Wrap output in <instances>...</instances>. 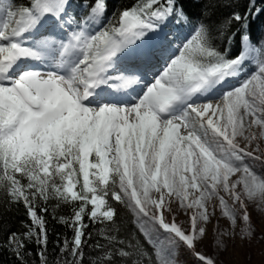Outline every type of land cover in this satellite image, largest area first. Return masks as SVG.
<instances>
[{
    "label": "snow or ice",
    "instance_id": "6c2138e0",
    "mask_svg": "<svg viewBox=\"0 0 264 264\" xmlns=\"http://www.w3.org/2000/svg\"><path fill=\"white\" fill-rule=\"evenodd\" d=\"M253 212L264 0H0L9 264H223Z\"/></svg>",
    "mask_w": 264,
    "mask_h": 264
},
{
    "label": "rangeland",
    "instance_id": "374dc122",
    "mask_svg": "<svg viewBox=\"0 0 264 264\" xmlns=\"http://www.w3.org/2000/svg\"><path fill=\"white\" fill-rule=\"evenodd\" d=\"M217 214L219 215V212ZM252 215L256 234L249 238H244L240 234L234 238H225L227 251L219 252V259L223 264H264V239L260 238V233L264 231V228H261L258 214L253 212ZM215 248L213 241L212 247L205 251L208 254H213Z\"/></svg>",
    "mask_w": 264,
    "mask_h": 264
},
{
    "label": "trees",
    "instance_id": "16d2710c",
    "mask_svg": "<svg viewBox=\"0 0 264 264\" xmlns=\"http://www.w3.org/2000/svg\"><path fill=\"white\" fill-rule=\"evenodd\" d=\"M117 3H120V0H110V4L114 5V4H117ZM56 231L58 232H64V228L62 226H59V225H56ZM70 235V233H69ZM55 240V236L54 235H51L50 236V250H51V242ZM0 261H3L4 264H9V260L7 258V255L6 254H0Z\"/></svg>",
    "mask_w": 264,
    "mask_h": 264
}]
</instances>
